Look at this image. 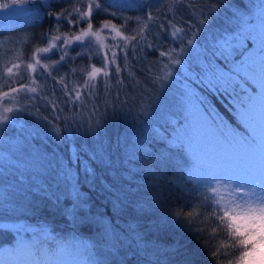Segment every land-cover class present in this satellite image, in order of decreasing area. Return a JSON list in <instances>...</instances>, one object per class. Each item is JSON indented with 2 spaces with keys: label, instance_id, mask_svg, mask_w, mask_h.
Here are the masks:
<instances>
[{
  "label": "trees",
  "instance_id": "obj_1",
  "mask_svg": "<svg viewBox=\"0 0 264 264\" xmlns=\"http://www.w3.org/2000/svg\"><path fill=\"white\" fill-rule=\"evenodd\" d=\"M72 1L51 0L48 4L52 7H42L40 4L37 6L38 12L27 21L2 27L0 37L29 35L36 38L42 33H48L49 28H53L54 21L49 13H58L72 7ZM110 2L114 6H109L105 0L103 4L105 10L95 16L94 28L110 20L119 27L135 29L137 27L135 18H143L146 12H152L159 17L156 24H164L167 30H158L155 25L152 26L153 34L147 39L154 47L143 49L145 58L139 63L135 56L131 59V63L135 65V79L130 77L119 87H116L115 81L112 80L110 83L113 87L108 92H105L101 85L96 90L97 95L91 96L90 99L86 98L84 104H90L89 100L94 104L87 124L82 123V118H79L78 110L83 109V103L77 102L76 105L62 103L65 98L57 82L49 78L46 89L43 78L38 85L33 84L38 87V91L40 89L47 91L49 98L57 102L59 110L46 106L45 100L42 99L24 101L32 115L28 117L29 121L24 118L21 120L36 127L39 124H34L31 119L37 117L38 123L41 122L45 128L54 131L59 129L58 132L55 131L60 139L57 144L51 142L46 134H40L38 138L45 142L41 150L55 158L52 166L56 173L59 172L60 180L53 178L58 181L55 186L54 180L50 178L47 179L45 186H40L41 190L38 191L41 194L38 196L43 195V198L37 199L40 204L33 211H26L20 206L9 209L11 211L6 209L7 206L0 210V264H105L100 260V253L96 250L94 241L107 245V236L110 235L107 232L110 227L113 228L107 224L109 219L118 226L113 229L125 234L124 238L117 241V245L120 243L123 246L128 245L129 243L125 244L127 234L132 235L134 239L136 235L132 232V228L135 227L143 235L151 236L149 248L153 247L152 244L158 243L160 248L166 251L169 245H178L187 264H226L230 253L235 250L225 247L231 241L224 235H213L212 230L217 222L214 217L210 218L212 211L217 208L214 200L221 197L217 192L213 194L206 191V186L198 185L204 180L203 178H209L212 174L207 171L202 177L190 170L185 165L181 152L176 149L181 144L191 145L185 153L191 155L195 148L193 139L196 133L189 129L192 123L198 126L199 135H203L204 139L207 140L211 135H215V147L223 148L218 130L203 115V111L206 113L210 111L212 116L222 119L232 127H237L238 121L230 97L220 94L214 87L212 89L206 87L210 79L218 78L208 70L214 69L216 73L224 74L228 69L235 68L236 62L233 57L238 55L239 51L246 49L249 42L252 47L248 49L241 63L251 65V70L244 72V75L249 79L251 86L259 90L255 100L257 112L260 110L264 77L255 66L254 58L264 52V0H179V5L176 7H169V0H146V4L150 3L152 7L144 10L119 9L115 6L130 4ZM142 3L143 0H137L135 5L130 6L135 8ZM210 6L212 11H209ZM201 11L210 21L206 26L198 25V21L203 18ZM35 17L39 19L38 22L33 23ZM168 20H172L176 27L185 30L190 25L200 27L202 30L196 37L194 50L179 57L185 62L182 65H169L173 76L166 83L171 86L164 93V98L159 102L155 113L145 122L143 117L137 119L138 106L147 103L150 97L154 98L161 94L158 88L153 87L148 69L151 68L153 75H164L167 71L164 66L168 64V60L158 56V52L175 49L176 53H179V46H182L181 39L186 41L191 38V35H185L184 32L173 38L171 36L173 29L168 27ZM178 21L182 23H177ZM149 23L152 24L151 21ZM62 29L66 30L64 26ZM104 42L111 44L120 41L119 38L115 41L113 38H106ZM38 45L43 46L41 41ZM225 49H228L229 54L222 55ZM217 60L223 61L226 67H221ZM86 64H88L87 60L77 59L70 61L69 67ZM66 71L67 69L62 70L61 75ZM72 79L73 77H69V82ZM240 83L248 94L252 95L251 87L244 84L243 80ZM239 91L240 89L237 88V92ZM53 92L54 96L51 95ZM117 92H119L118 98ZM40 94L43 95V92ZM198 96L203 100L201 108L197 102ZM96 121H100L98 136L95 137L92 133L86 134L90 126L95 128ZM250 127L259 140L261 135L257 130V116ZM75 128L79 131L78 134ZM152 138L160 142L152 144L149 148L148 144L152 142ZM30 140L33 144H39L34 135L30 136ZM162 142L173 151L162 147ZM93 149H96L95 153H91ZM72 151L74 159L79 152L81 159L95 171L93 177L86 178L83 174L80 175L79 186L87 197L91 212L89 219L82 220L78 225L72 223L75 208L78 209L77 204L74 203L72 206L70 200L64 198L65 191L75 190L77 193L75 172L79 170V162L72 164L71 170L67 167ZM89 153L94 154L98 160L89 161ZM211 153L216 156V153ZM150 154L153 159L148 160ZM109 156H111L110 160ZM100 157L103 158L102 161ZM169 160L176 170L157 164V161ZM208 162L209 157L206 154V163ZM61 165L65 170L60 167ZM67 172H70L71 176L67 175ZM45 193L58 196L59 202H56L55 197L47 198ZM113 193L125 197V203L133 199L138 200L146 211L141 212L137 204H129V207L124 208L122 212L116 213L113 207ZM71 194V199L75 201L72 191ZM223 203H226L224 199H222ZM149 204L153 207H149ZM177 211L185 213L193 211L198 215L192 218L190 227L183 216L177 221L174 215ZM13 212L17 213L13 215L11 214ZM2 214L8 217L4 220L5 216ZM101 217L105 219L102 227L94 222ZM75 218L79 219V217ZM160 218H166L170 226L157 230L155 225ZM177 222L179 226H176ZM15 224L25 227L17 228ZM46 228L58 230L59 235L56 233L49 235L45 232ZM144 247L145 245H142V249ZM144 253L152 257L147 261L153 264L157 253L155 251Z\"/></svg>",
  "mask_w": 264,
  "mask_h": 264
},
{
  "label": "snow or ice",
  "instance_id": "obj_2",
  "mask_svg": "<svg viewBox=\"0 0 264 264\" xmlns=\"http://www.w3.org/2000/svg\"><path fill=\"white\" fill-rule=\"evenodd\" d=\"M42 7H52L51 4L45 5L44 0H39ZM109 6H114L110 0H107ZM105 0H88L83 7H73L71 9L65 8L58 13H49L56 21L57 28H49L48 33H42L41 43L44 46L32 47L27 55L21 62H10L3 66V74L0 75V80H3V85L0 87H6L7 90H0V105H3V113H0V124H5L10 121L11 117L9 113H19L26 109L24 107H9L8 103L15 102L16 104L23 105V101H34V100H45L46 106H50L53 110H59L57 102L49 98V93L33 86V84H39L41 78L44 80V88H47V80L50 78L52 81L57 82L61 89V94L65 98L62 103L76 105L77 102L84 103L87 97L97 95L96 90L103 85L104 91L108 92L113 85L110 81H115V86H122L125 80L135 79L136 73L134 71L135 65L131 63V59L135 56L139 63L145 57L143 55V49H152L153 43H150L147 39L149 35H152V26L160 30L167 28L164 24H156L159 19L158 16L153 15L152 12H146L143 18L136 17L135 23L137 27L135 29H129L124 27L121 28L112 24L111 21H105L101 28L94 30V19L96 15L104 11L103 4ZM179 5V0H169V7H176ZM14 7H21V0H0V12L8 13ZM119 9H136L144 10L145 8H151L150 3L146 4V0L135 8L130 5L115 6ZM210 6L209 11H212ZM115 15L114 13L112 14ZM198 21V25L206 26L210 21L208 16L204 15ZM71 17V18H70ZM38 17L33 18V23L38 22ZM152 22L150 25L149 22ZM177 23H182L178 21ZM64 24L68 26L61 34H49L54 31H59L58 26ZM168 27H171V36L177 38L178 34L184 32L185 35H191V38L186 41L181 39V45L179 46V53H176L175 49H168L158 52V56L165 57L168 60V64L164 67L167 69L164 75H153L151 68L148 69V75L151 78V83L154 88L160 90V95L157 97H150L145 104H140L139 115L144 118L147 122L156 111L159 102L164 98V93L169 89L171 85H167V81L172 79L173 73L169 68V65H182L185 60L182 61L179 58L181 55H186L189 51H193L195 44L197 43L196 37L201 32L200 27L189 26L187 30L181 27H176L172 20L167 21ZM75 31H72V30ZM102 30H110L115 33V37L119 38L118 43L114 42L106 44L104 39L101 37ZM127 33V34H126ZM252 47L251 42L248 43V47L243 51H239L238 55L233 57L236 62V67L228 69L224 74H218L214 69L208 71L213 76L218 77L215 80H209L208 87H213L220 93L226 94L230 97V103L235 109V117L238 121L237 127H232L228 123H225L222 119H218L216 116H212L210 111H203V115L211 121L219 132L224 153L226 156H231L234 149H243V155L245 162L243 165L234 168L230 172L223 174L210 175L209 178L204 179L198 185L206 186V191L215 194L217 187L220 182H227L232 189V199L227 203L222 204V198L215 199L214 202L217 208L212 211L211 217L216 220V227L213 228V235H224L226 239L230 240L231 243L225 245L226 248L234 249L235 251L230 253V258L226 261V264H264V133L261 138L257 140L254 131L250 125L256 119V100L255 97L259 94V90L252 87L249 79L244 75V72L251 70V65L248 63H241L248 49ZM233 51H237L233 49ZM76 55L73 56L72 53ZM228 49L222 55H227ZM264 56V52L261 53ZM77 56L87 60L88 56L98 58L96 62L86 64L85 66H72L69 67V62L74 61ZM19 59V58H17ZM217 63L221 67H226L223 61L217 60ZM99 64V66H98ZM67 69L64 75H61V71ZM57 77L59 80L57 81ZM69 77H73L72 81L69 82ZM6 78V79H5ZM244 84L251 87L252 95H249L244 87L241 86V81ZM237 88L240 89L237 92ZM43 92V95L40 93ZM23 93V96L21 94ZM51 95H55L53 92ZM118 98L119 92L116 93ZM19 97V99H18ZM245 97H247L245 99ZM143 100V97H141ZM8 102V103H6ZM197 102L202 107L203 100L201 97H197ZM115 109V103H113ZM260 120L262 126H264V96H261L260 100ZM45 119H47L45 117ZM100 121H96V126L89 127L86 130L87 133H92L95 137L98 136L97 129L99 128ZM59 131V129H55ZM160 142L152 138V142L148 144L151 148L152 144ZM191 145L181 144L177 151L181 152L184 158L185 165L201 175L204 174L203 159L201 156L193 150L191 155H185L187 148ZM162 147L168 148L169 151L173 149L162 142ZM259 148V163L260 172L257 174L256 169V157L257 149ZM96 149H93L91 153H95ZM239 155V153H237ZM101 161L102 157L99 158ZM111 156H109V160ZM153 159L151 154L148 160ZM88 160L95 162L98 158L94 154L88 155ZM79 162V170L75 172V181L77 185L76 200L71 199V190L68 191L65 196L66 199L70 200L71 205L77 204L79 211L74 212L73 224H79L82 220H88L90 217L91 208L88 204L87 197L82 193L80 189V175L83 174L86 178L93 177L95 171L81 159L79 152L76 153L75 159H71L67 164L68 169H73L72 164ZM158 165L175 169L171 161H157ZM61 168L63 165L60 166ZM151 171V170H149ZM147 175V172L145 173ZM185 175V173H181ZM194 182V181H192ZM215 182V184H214ZM196 183V182H194ZM197 184V183H196ZM111 189L109 188V191ZM32 194H41L39 191ZM47 198L52 199L55 197L56 202H59V197L49 193L44 194ZM114 202L113 207L116 209V213H120L124 208L129 207V204L139 205V210L145 212V208L140 206L138 200L133 199L132 201L125 203V197L113 193ZM212 199V198H210ZM149 207H153L149 204ZM115 215V213L113 214ZM177 217V221L182 216L186 218V223L191 227L192 218L197 213L193 211L174 213ZM75 217H79L76 219ZM105 219L101 217L99 220L94 222L102 227ZM108 225L113 228L118 226L112 223V220L107 221ZM169 221L166 218H160L155 225L157 230H162L169 227ZM179 223L177 222V225ZM222 226V227H221ZM132 232L136 236H139V240L135 243L137 247L131 250L132 257L136 259L141 251L150 252L155 251L157 253L156 260L153 264H187V260L183 257V253L180 252L178 245H169L168 250H162L159 244H152V248H149V242L151 241L150 235H143L137 228H132ZM197 234L199 232L197 231ZM143 244L145 247L140 248ZM216 254L215 252L213 253ZM126 258L124 264H131L128 260V253L125 254Z\"/></svg>",
  "mask_w": 264,
  "mask_h": 264
},
{
  "label": "rangeland",
  "instance_id": "obj_3",
  "mask_svg": "<svg viewBox=\"0 0 264 264\" xmlns=\"http://www.w3.org/2000/svg\"><path fill=\"white\" fill-rule=\"evenodd\" d=\"M51 0H44V4L48 5ZM115 2H125L130 5H135L137 0H110ZM88 0H73L72 4L75 7H83ZM40 5L39 0H21V7H14L10 12H0V29L2 27H10L18 24H22L27 21L30 17H32L35 13L38 12L37 6ZM73 7V6H72ZM69 7L68 9H71ZM71 18V17H70ZM105 22V21H104ZM104 22L100 23L97 28L102 29V25ZM53 29L57 28L56 21H53ZM63 26L65 29H68L67 25L60 24L58 26L59 31H54L52 34H61L63 31ZM117 26V25H116ZM119 27V26H117ZM121 30H124V27H119ZM96 28H94L95 30ZM72 31H75L74 29ZM50 34V33H49ZM51 35V34H50ZM38 36L36 38H32L29 35H8L0 37V75L3 74V66L6 63L10 62H21L24 58L30 54V49L35 46H39L40 38ZM101 37L106 40V38L115 37V33L110 30H102ZM44 46V45H43ZM73 56L76 55L75 52L72 53ZM19 58V59H17ZM77 59H82L80 56H77L74 61ZM98 58L88 56L87 62L88 64L96 62ZM255 66L263 73L264 77V56L261 54L254 58ZM99 66V64H98ZM6 79V78H5ZM0 85H3V80H0ZM262 89L264 91V83L262 85ZM43 87V85H41ZM0 90H7L6 87H0ZM23 96V93L21 94ZM264 96V93H263ZM19 99V97H18ZM90 99V97H89ZM261 100V99H260ZM28 101V100H25ZM36 101V100H34ZM30 102V101H28ZM32 102V101H31ZM90 104H82L83 109L78 110L79 118H82V123H86L90 119V115L92 114V109L94 104L91 100H89ZM8 103V102H6ZM25 102L23 101V105L16 104L15 102L8 103L9 107H24L26 110L19 113H9L8 115L11 117L10 121L5 124H0V210L4 207L6 209H13L15 206H20L24 210L33 211L35 207H39L40 202L37 200L43 195L38 196L37 194H32L41 190L40 186H45L47 183V179L50 178H59V172L56 173L55 168L52 166L54 164L55 158L47 154V152L41 150L43 149V142L38 138L40 134H46L51 142L57 144L60 142V139L57 133L50 129L45 128L41 122L38 123V118L34 117L31 119L34 124H39L36 127H32L29 124H25L21 118L27 119L30 115H32L31 110L27 106H25ZM260 106V105H259ZM260 110L257 112V130L260 135L264 133V126H262L260 116ZM0 113H3V105H0ZM77 119L75 118V121ZM29 121V120H28ZM190 130H193L195 133L193 142L195 143V152H197L201 158L203 159V167L204 174L211 172L214 174H223L225 172H230L234 168L243 165L245 162V157L243 155V149H234L233 154L231 156H226L223 148L215 147V135H211L207 140L204 139L203 135H199L200 129L194 123L189 126ZM76 134L79 131L75 128ZM34 135L39 144H33L30 140V136ZM41 138V137H40ZM214 148V149H213ZM192 150V152H193ZM214 152L216 156L211 155ZM257 157H256V169L257 174L260 172V163H259V148L257 149ZM239 153V155L237 154ZM206 154L209 157L208 164L206 163ZM70 158L74 159V152L70 153ZM209 164L211 165L209 167ZM64 170L65 168L62 167ZM55 170V171H54ZM213 171V172H212ZM71 176L70 172L66 173ZM202 176L201 174L197 173ZM53 179V184L56 186L58 181ZM207 179V178H203ZM215 184V182H214ZM72 193L76 195L75 190H71ZM68 191H65L64 198L67 195ZM217 194L219 197L224 199L226 203L232 199L233 193L231 186L227 184V182H220L217 187ZM72 196V194H71ZM63 197V196H62ZM61 197V198H62ZM68 201V199H65ZM74 205V204H73ZM5 209V210H6ZM11 211V210H9ZM75 211H79V208H75ZM17 213V212H16ZM15 212L11 214H16ZM3 215V214H2ZM3 219L5 220L7 215H3ZM96 219V218H95ZM100 219V218H99ZM96 219V220H99ZM16 225V224H15ZM17 228L25 227L23 225H16ZM10 228V227H9ZM112 230V232L110 231ZM110 230L107 234V245L103 243H96L97 240L94 241L96 250L100 253V260L103 263L108 264H124V260L126 258L125 254L128 253V260L131 261V264H136V259L132 257L131 250H134L137 245L135 243L136 240H139V236L131 237L132 235L127 234V242L125 244L128 245H117V241L121 240V238L125 237V234L121 233L117 229H113L110 227ZM58 231V230H57ZM57 231L54 229L46 228L45 232L49 235L52 233H56L59 235ZM100 236V235H98ZM116 240V243H115ZM142 245L140 248L142 249ZM129 246L128 248H126ZM125 248V250H124ZM150 257L143 251H141L137 257V264H151L148 263L147 259Z\"/></svg>",
  "mask_w": 264,
  "mask_h": 264
}]
</instances>
